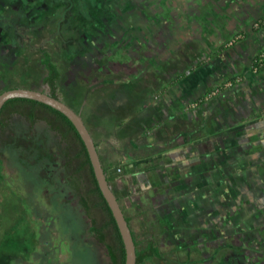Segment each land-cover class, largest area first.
Instances as JSON below:
<instances>
[{
	"label": "rangeland",
	"instance_id": "rangeland-1",
	"mask_svg": "<svg viewBox=\"0 0 264 264\" xmlns=\"http://www.w3.org/2000/svg\"><path fill=\"white\" fill-rule=\"evenodd\" d=\"M188 2L0 0V93L47 91L39 48L49 53L60 74L57 94L97 143L138 249L147 238L159 248L161 258L144 264H264V71H249L264 41L249 49L255 44L247 37L264 26L255 31V18L241 20L229 32L216 17L195 27ZM181 76L182 110L172 120V90L167 100L154 98ZM9 132L56 156V138L43 123L30 128L14 116ZM173 134L180 144L208 136L207 153L172 144ZM5 135L0 264H109L60 174L61 160L53 167L36 151L7 145ZM134 153L144 160L137 170L128 161Z\"/></svg>",
	"mask_w": 264,
	"mask_h": 264
},
{
	"label": "trees",
	"instance_id": "trees-1",
	"mask_svg": "<svg viewBox=\"0 0 264 264\" xmlns=\"http://www.w3.org/2000/svg\"><path fill=\"white\" fill-rule=\"evenodd\" d=\"M80 1L82 3L85 2L84 4L86 5L88 0L84 2L82 0ZM107 1L108 0H105V3L101 5L105 6ZM52 3L55 4L56 1ZM263 16L264 12L254 23ZM251 29L254 30L253 28ZM39 52L42 56L40 64L45 70V75L42 79L43 85L47 87L45 93L60 99L57 94V82L60 78L58 68L52 62L51 56L47 51L39 48ZM262 55H264V49L260 51L258 55L254 56L249 71H253L254 69L257 70V73L264 71V58H262ZM252 71H250V73ZM180 78H182V80L184 79V77L181 76L174 81L176 82ZM210 91H212V89H208L207 92ZM198 104L201 105L202 100L198 101ZM14 116L22 118L30 128L34 127L37 123H43L47 130L56 138V156L51 154L50 148L38 146L36 141L31 138H17V140H15L11 132L7 133L10 129V121ZM0 135H5L4 142L7 145L14 146L18 149L22 148L26 151H36L38 153V158L47 159L53 167L56 166L55 162L57 158L61 160L60 174L76 196L79 206L89 220V233L91 237L103 247L108 257L109 264H124L125 252L120 233L111 210L98 187L84 143L73 124L63 114L47 105L29 99L16 98L8 100L0 110ZM94 144L97 149V143L94 142ZM103 171L110 185L107 169L103 167ZM1 178L2 175L0 174V179ZM116 198L131 230L130 218L125 215L119 197L116 196ZM131 233L136 248V264H144L146 260L152 258H161L159 248L154 240L147 238L144 241V248L138 249L139 243L135 241L132 230ZM31 240H28L30 251L34 250L33 241ZM19 246L20 249H24V241H20L17 250H19ZM218 249L219 247H217V250Z\"/></svg>",
	"mask_w": 264,
	"mask_h": 264
},
{
	"label": "crops",
	"instance_id": "crops-1",
	"mask_svg": "<svg viewBox=\"0 0 264 264\" xmlns=\"http://www.w3.org/2000/svg\"><path fill=\"white\" fill-rule=\"evenodd\" d=\"M188 3L190 4L189 5V11L190 12H189V16H188L189 22L191 24H193L195 27H199V26L201 27L203 23L206 24L207 26L214 25L213 18L217 17L221 21H222V19H224L228 23V26L230 27L229 32L236 30L237 27H239L238 24L242 22L241 20L247 22V21H251L254 18L257 19L264 12V0H190V2H188ZM192 4H194V6H192ZM199 5H203V7L199 8ZM225 5H228V9H227V7H225ZM226 11H229V12H226ZM186 14H187V12H186ZM230 19H233V20H230ZM247 37L250 40L254 39V44L256 45V46L254 45V47H249V49L253 48L256 50L260 47V41H264V29L256 32L255 34H250V35L248 34ZM178 82L179 81H176V82L172 81L170 83V87H167L165 90H162V92L156 93L155 98H154L155 99L154 101H156V100L161 101V99L167 98L166 94L169 92V90H172L171 91V93L173 92L172 96L176 98L175 99L176 101H173L174 102L173 105L175 106V104H176L175 108L178 109V111L173 112L174 117L172 118V120H177L181 114V113H179V110L180 111L182 110L181 105H180V103H181L180 99L182 97L176 95V93L178 92V89H175L179 85ZM165 100H167V99H165ZM159 110H160L159 111L160 113L163 112V108L162 109L160 108ZM145 111H146V108H142V109L140 108L137 110L136 113H137V115H142V116L147 115L148 120L145 122H149L150 117H149L148 113L144 115ZM176 112L178 113V115H175ZM165 124L166 123H164V122L157 124L156 129L154 131H156L158 129H162V126L164 127ZM146 125H147V123H146ZM144 134H146L145 131H144ZM179 134L180 133H178V135ZM130 135L133 136L134 133L132 132ZM173 136H174V134H173ZM207 137L208 136H206V138ZM206 138L195 139L192 141L191 144L188 141L184 142L183 144H180V142L179 141L177 142V139H175V136H174V139H172L171 142H172V144H175V142H176L179 146H185V148L190 147V146H194V147L198 146V147H200V149L198 148L199 151L197 150V153L200 156L201 153H203L205 155L208 151V147H206V145L208 146L209 140H207ZM197 140H199V141H197ZM93 141H94V139H93ZM127 142L132 147H135V148L141 147V144H138V141H136V140H127ZM148 142L151 143V140H148ZM159 142L162 144L163 149L167 148V146L169 144V142L167 140H162V141L159 140ZM164 153H166V152L164 151L163 154ZM128 161L130 163V166L133 168V170H137L138 166L141 165L140 162H142V163L144 162V160L139 159V157L135 153L132 157L129 158Z\"/></svg>",
	"mask_w": 264,
	"mask_h": 264
},
{
	"label": "water",
	"instance_id": "water-1",
	"mask_svg": "<svg viewBox=\"0 0 264 264\" xmlns=\"http://www.w3.org/2000/svg\"><path fill=\"white\" fill-rule=\"evenodd\" d=\"M16 98L29 99L47 105L63 114L73 124L84 143L96 182L109 209L111 210L120 233L125 252L124 264H136V248L131 230L117 198L106 180V175L103 171L96 146L81 116L60 99L54 98L45 92L26 88H12L0 93V110L8 100Z\"/></svg>",
	"mask_w": 264,
	"mask_h": 264
},
{
	"label": "built area",
	"instance_id": "built-area-1",
	"mask_svg": "<svg viewBox=\"0 0 264 264\" xmlns=\"http://www.w3.org/2000/svg\"><path fill=\"white\" fill-rule=\"evenodd\" d=\"M262 26H264V16L259 19L257 22L253 23L252 28L254 30L260 29ZM262 58H264V55H262ZM256 71V69H254ZM213 94V93H212ZM211 95V94H210Z\"/></svg>",
	"mask_w": 264,
	"mask_h": 264
},
{
	"label": "clouds",
	"instance_id": "clouds-1",
	"mask_svg": "<svg viewBox=\"0 0 264 264\" xmlns=\"http://www.w3.org/2000/svg\"><path fill=\"white\" fill-rule=\"evenodd\" d=\"M90 133V132H89ZM97 153H98V151H97Z\"/></svg>",
	"mask_w": 264,
	"mask_h": 264
},
{
	"label": "bare ground",
	"instance_id": "bare-ground-1",
	"mask_svg": "<svg viewBox=\"0 0 264 264\" xmlns=\"http://www.w3.org/2000/svg\"><path fill=\"white\" fill-rule=\"evenodd\" d=\"M263 27V26H262Z\"/></svg>",
	"mask_w": 264,
	"mask_h": 264
}]
</instances>
